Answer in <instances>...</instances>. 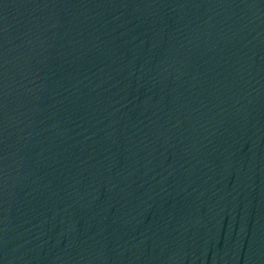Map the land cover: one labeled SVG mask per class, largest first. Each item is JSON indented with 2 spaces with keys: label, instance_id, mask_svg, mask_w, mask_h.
<instances>
[{
  "label": "water",
  "instance_id": "water-1",
  "mask_svg": "<svg viewBox=\"0 0 264 264\" xmlns=\"http://www.w3.org/2000/svg\"><path fill=\"white\" fill-rule=\"evenodd\" d=\"M0 264H264V0H0Z\"/></svg>",
  "mask_w": 264,
  "mask_h": 264
}]
</instances>
